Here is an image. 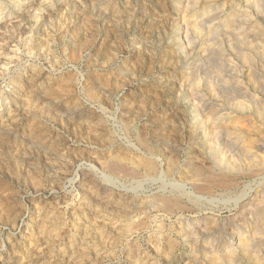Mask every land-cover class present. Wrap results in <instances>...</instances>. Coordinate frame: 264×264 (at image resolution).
I'll return each mask as SVG.
<instances>
[{
    "label": "rangeland",
    "instance_id": "1",
    "mask_svg": "<svg viewBox=\"0 0 264 264\" xmlns=\"http://www.w3.org/2000/svg\"><path fill=\"white\" fill-rule=\"evenodd\" d=\"M0 264H264V0H0Z\"/></svg>",
    "mask_w": 264,
    "mask_h": 264
},
{
    "label": "bare ground",
    "instance_id": "2",
    "mask_svg": "<svg viewBox=\"0 0 264 264\" xmlns=\"http://www.w3.org/2000/svg\"><path fill=\"white\" fill-rule=\"evenodd\" d=\"M186 1H188V0H186ZM257 1H258V0H257ZM192 2H193V1H192ZM207 3H208V2H207ZM249 3H250V2H249ZM257 3H258V2H257ZM187 4H190V3L188 2ZM187 4H186V5H187ZM193 4H194V3H193ZM193 4L191 3V5H193ZM252 4L254 5V3H252ZM246 5H247V4H246ZM251 6H252V5H251ZM255 6H257V4L254 5L253 7L256 8ZM185 7H186V6H185ZM188 7H189V5H188ZM186 8H187V7H186ZM189 8L192 9V6H190ZM194 9H195V8H194ZM185 10H186V9H185ZM187 10H189V9H187ZM190 12H191V11H190ZM202 12H203V11H202ZM1 14H2V13H1ZM238 14H239V13H238ZM183 15H184V14H183ZM186 15H187V14H186ZM186 15H184V18H185ZM192 15H193V14H192ZM202 15H203V14H202ZM235 15H237V14H235ZM212 16H215L216 18H215V17H213V18H215L216 20H215V21H214V20L210 21V22H213V23L211 24L210 27L207 26L208 33H209V34H215V32L217 31V29H218L219 27H221V29H223V30L226 32L225 34L228 33V35H226V36H230L229 34H231L232 31H233V29L231 28V25H234L233 23H234V17H235V16H234L233 14H228V15H226V17L224 16L225 18H222V19L220 18V19H219L220 12H219L218 14L213 13V15L209 12V13L204 14L201 18L204 17V19H205V18H210V17H212ZM221 16H222V15H221ZM238 16H239V15H238ZM241 16H242V15H241ZM241 16H240V17H241ZM246 16H247V15H246ZM182 17H183V16H181V19H182ZM188 17H189V16H188ZM188 17L186 18V20L189 19ZM191 17H193V16H191ZM244 17H245V15H244ZM184 18H183V19H184ZM198 18H200V17H198ZM198 18L196 17V19H198ZM235 18H236V17H235ZM241 18H243V17H241ZM245 18H246V17H245ZM183 19H182V20H183ZM190 19H192V18H190ZM190 19L187 20V21H189L187 26H189V27L192 28V29H190V30H191V33H192V30H193L194 33H197V34H198V31L200 30L201 27L198 28V26H197L198 23H197L194 19H193L194 21L192 20V21L190 22ZM210 19H212V18H210ZM218 19H219V20H218ZM243 19H244V18H243ZM247 19H249V18H247ZM202 20H203V19H202ZM184 21H185V20H184ZM246 21H247V20H246ZM210 22H208V24H210ZM200 23H201V22H200ZM203 23H204V22H203ZM205 23H206V22H205ZM235 23H237V22H235ZM238 23H239V22H238ZM240 23H241V22H240ZM241 24H243V23H241ZM203 25H204V24H203ZM205 25H206V24H205ZM243 25H245V24H243ZM185 27H186V26H185ZM185 27H184V28H185ZM238 27H241V26H238ZM187 28H188V27H187ZM236 28H237V27H236ZM246 28H247V26H246ZM246 28L244 29V27H243L244 30H246ZM182 29H183V28H182ZM201 30H202V28H201ZM201 30H200V31H201ZM238 30H240V29L238 28ZM244 30H242V31H244ZM184 31H186V30H184ZM188 31H189V28H188V30L186 31V33H187ZM183 33H184V32H183ZM188 33H189V32H188ZM243 33H244V32H243ZM239 34H240V33H239ZM241 34H242V33H241ZM232 35H233V34H232ZM243 35H244V34H243ZM185 36H186V35H185ZM235 37H237V35H236ZM239 38H240V37H239ZM245 54H246V53H244V56H246ZM242 56H243V53H242ZM244 56H243L244 61H245V60L247 61L248 57H244ZM247 56H248V55H247ZM248 61H250V58L248 59ZM251 61H252V60H251ZM246 63H247V62H246ZM248 63H249V62H248ZM250 63H251V62H250ZM253 78H254V77H253ZM254 80H255V79H254ZM254 80H253V81H254ZM256 80H257V79H256ZM256 80H255V81H256ZM256 83H257V81H256ZM257 84H258V83H257ZM257 84H256V86H257ZM253 86L255 87V84H254ZM242 104H245V103L242 102ZM242 104H241V106H242ZM243 106H244V105H243ZM243 106H242V107H243ZM244 109L246 110V108H244ZM244 109H243V110H244ZM241 110H242V108H241ZM243 110H242V111H243ZM244 122H245V121H244ZM241 123H243V121H241ZM236 137H237V136H236ZM238 138H240V136H239ZM213 147H214V146H213ZM241 148H242V147H241ZM212 149H213V148H212ZM212 149H210V150H212ZM214 149H215V148H214ZM243 149H244V148H243ZM243 149H242V150H243ZM213 151H214V150H212L211 152H212L213 155H214V152H213ZM247 151L249 152V150H247ZM247 151H246V148H245V152H247ZM248 152H247V153H248ZM212 153H211V154H212ZM211 154H210V155H211ZM215 154H216V153H215ZM218 154H219V153H218ZM243 154H244V153H243ZM243 154H242V155H243ZM247 155H248V154H247ZM215 156H216V155H214V158H215ZM220 156H222V155H219V157H220ZM245 156H246V155H245ZM220 159H222V157H220ZM220 159L217 158V160H219L218 162H220ZM223 160H224V159H223ZM220 163H222V162H220ZM218 164H219V163H218ZM193 173H194L195 175H199V174L202 173V171L199 170V169H194V170H193ZM260 213H261V212H260ZM259 216H260V215H259ZM241 246H242L243 248H246V249H247V247H248V241H247L246 239H245V240H242V241H241ZM231 257H232V256H231ZM231 257L229 256L228 259H227L229 262H230V260H231ZM214 259H215V258H214ZM232 259H233V258H232Z\"/></svg>",
    "mask_w": 264,
    "mask_h": 264
}]
</instances>
